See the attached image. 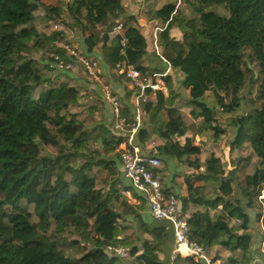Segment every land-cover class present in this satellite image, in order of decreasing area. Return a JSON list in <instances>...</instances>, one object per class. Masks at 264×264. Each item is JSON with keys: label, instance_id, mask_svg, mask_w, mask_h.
Masks as SVG:
<instances>
[{"label": "trees", "instance_id": "obj_1", "mask_svg": "<svg viewBox=\"0 0 264 264\" xmlns=\"http://www.w3.org/2000/svg\"><path fill=\"white\" fill-rule=\"evenodd\" d=\"M160 1L145 16L164 24L158 46L172 68L184 75L180 87L188 95L192 110L186 114L172 108L170 97L178 96L173 75L166 79L167 106L171 109L163 108L162 97L143 109L150 111L152 122L158 121L165 130L167 121L178 130L190 128L193 137L211 129L210 136L217 143L226 133L205 101V97H211L233 127L232 140L227 143L229 156L223 158V163L231 164L229 173L221 169V161H209L207 171L184 178L185 184L191 186L187 195L182 192L176 196L183 206L188 198L193 206L214 211L211 217L205 214L202 229L189 221L190 240L210 248L229 218L240 220L244 231L258 226L264 232V204L263 210L258 206L264 190V0H180L179 5L177 0ZM124 2L72 0L60 10H47L41 0H0V264H163L169 259L171 223L137 213L115 192L122 185L116 152L123 138L102 123L87 125L92 122L91 115H85L80 108L88 110L94 103L71 84V76L62 78L71 72L59 70L50 57L58 53L65 58L49 33V24L61 19L64 9L75 37L91 41L112 79L124 78L117 68L120 62L143 67L147 51L153 53L150 33L136 15L124 17ZM184 11L187 17L182 22L180 39L176 40L171 32ZM119 21L127 40L126 59L113 45L117 36L107 33ZM254 67L261 78L250 108L234 118L240 91L244 83L253 80ZM145 69L152 70L149 66ZM40 88L43 89L38 93ZM168 111L170 114L163 118ZM196 119L200 120L198 131L194 130ZM150 135L161 145L160 157L170 160L171 151L191 169L200 166V158L195 155L202 152L201 148H185L175 142L170 149L159 142L154 130ZM45 144L58 148L55 156L46 153ZM244 146L257 156L256 164L250 157L239 156ZM79 158L84 162L75 166ZM160 171L156 173L160 175ZM210 171L214 174L209 175ZM101 173H106L107 179L99 180ZM199 181L203 185L193 187ZM111 191V198L104 203L111 209L105 214L101 204ZM234 192L244 201L243 210H236ZM143 205L142 202L139 210ZM127 217L134 219L133 227L130 225L134 231L119 242L137 246L141 258L134 261L120 260L105 251L117 242L115 234L131 230L115 222ZM94 223L98 225L95 228L91 226ZM50 232L54 235L47 240ZM263 232L254 249L258 252L251 256L252 235L231 233L219 245L239 255V264H252L254 260H264ZM68 236L74 238L69 244L79 253L73 260L58 249ZM89 244L98 250L87 251L84 246ZM237 260L231 258L229 264ZM176 264L195 263L188 259Z\"/></svg>", "mask_w": 264, "mask_h": 264}, {"label": "built area", "instance_id": "obj_2", "mask_svg": "<svg viewBox=\"0 0 264 264\" xmlns=\"http://www.w3.org/2000/svg\"><path fill=\"white\" fill-rule=\"evenodd\" d=\"M146 0H130L138 5L139 11L144 9ZM130 2L127 0L124 7L129 9ZM180 0L177 1L179 5ZM67 12V11H66ZM164 27L159 22L154 21L151 27L152 38L156 40L157 34L162 32ZM123 24L121 21L108 30V35L117 36L118 53L122 59H126L127 40L123 35ZM49 33L53 34L54 46L64 53L62 58L58 53L51 55L59 70L75 72L80 70L89 80L101 85V100L111 107L112 124L111 133L123 138L116 152L119 165L123 171V179H126L132 191L121 186L115 192L125 201L127 206L137 213L145 214L154 221H168L172 225L173 243L169 256L170 264H176L178 260H192L195 264H223L219 258L214 257L210 248H204L197 242L190 240V216L181 211V203L176 195L165 194L162 191V179L156 172L161 168L160 151L161 145L154 139L149 138L147 142L148 153H142L136 138L143 129V117L148 114L143 106L157 102L158 97H162L163 108H166V101L169 97V85L166 79L171 75L173 68L171 64L159 54V49L154 43L156 55L163 64L162 69L146 70L145 68L129 65L127 61L117 65L124 74V78L129 82L135 92L133 106L134 116L129 120L122 109L121 102L107 84L102 82L104 72L100 61L88 58L80 51V46L76 41L71 19L67 20L63 16L49 24ZM127 116V117H126ZM160 142V140H159ZM78 160L75 161L77 163ZM195 171L202 173L206 170L200 163ZM113 192H109L104 197V202L109 200ZM187 197V196H186ZM143 199L145 210H139ZM264 190L258 199L260 205L264 204ZM260 200H263L260 202ZM143 202V204H144ZM187 198L186 204H189ZM136 206V207H135ZM263 207V206H262ZM3 208L0 207V212ZM237 226L240 220L235 219ZM95 251L98 249H94ZM106 253L119 258L120 260H130V249L125 244H110L105 249ZM264 254V251L261 250ZM252 264H264V260H254Z\"/></svg>", "mask_w": 264, "mask_h": 264}, {"label": "rangeland", "instance_id": "obj_3", "mask_svg": "<svg viewBox=\"0 0 264 264\" xmlns=\"http://www.w3.org/2000/svg\"><path fill=\"white\" fill-rule=\"evenodd\" d=\"M41 1H42L43 5L45 6V8L47 10H49V9L60 10V8L64 4H66L68 2H71L72 0H41ZM156 1L157 0H146L145 3H144L145 4L144 5V9L140 12L139 11V8H138L137 9L138 15H136V16L139 18L140 21L143 22V24L145 25V27H147V30L150 33V37H151V40H152L153 53L148 50L147 51V54L145 56V61L151 59V56H152L151 53H152L157 58V60L159 61V63L161 64L160 60L158 59V57L156 55L157 53H156V51L154 49V43H156V45H157V47L159 49V54L161 55L162 58L166 59L165 56L162 53V49L160 48V46H158V34L159 33L157 34L156 40H154L152 38V34H151L152 23L154 21H157V20H149L148 17L145 16L146 12L149 10L147 8V2H148L149 5H153L154 6L153 8H156L157 7V5L155 3ZM148 7H150V6H148ZM61 13H63V16L65 17L66 21L70 19L69 14L66 11H64V9L62 10ZM186 17H187V12L182 13L178 17L176 27L171 32V37L173 39H176V40L177 39H180L181 32L183 31L182 22H183V20H185ZM38 18H42V17L41 16H38ZM157 22H159V21H157ZM160 25L162 26V28L164 27V24H161L160 23ZM147 30H145V31H147ZM50 57H51V55H50ZM161 65H163V64H161ZM141 68H145V67L143 66ZM156 69H158V68H156ZM252 70H253V80L251 82L244 83V85L242 86V89H241L240 94H239V110L233 116L234 118L239 117L241 115H244L245 113H247L246 112L247 109L250 108V105H251L250 104V101L253 99L254 91L256 89L257 82H258L259 78H261L260 75L258 74L257 68L254 67V68H252ZM78 71H80V70H78ZM77 74L78 75H81L82 77L85 76L83 73H77V71H75V72H71V73L65 74L62 78L63 79H66L68 75L69 76L74 75V76L70 77L71 84L73 86H75V88H77L78 91L83 92L82 89H81V87H82L81 79L79 78V76H75ZM171 75H172V73H171ZM177 75L179 76V73L173 71V78L176 77ZM85 78H87V77L85 76ZM176 79H177V77H176ZM178 80L179 79H177V81ZM89 81H91V80H89ZM91 82H93V81H91ZM73 83H77V84L74 85ZM93 83L95 85H97L95 82H93ZM83 84L86 85L87 83L85 82ZM42 89L43 88H40L38 90V93L41 92ZM180 90H181V92H178L180 94V97L171 96L170 97V101H171V103H174V107L180 108L186 114H190L189 111L192 110L191 109L192 105L187 103V100L189 99V97L185 93L184 90H182V89H180ZM205 101L208 103V105L210 107L213 108V110L215 112V117L218 120V125L221 128H224V131L226 133V136L224 138H221V140L219 142L215 143L213 141V138L210 136L213 131L211 129H209V132L202 131V132L198 133V135L196 136L197 137V143L198 144H201L202 141L208 140V142L211 141V143H210L211 145H213V144H217L218 145V144L221 143V147L225 148V146H227V143L228 142L227 143H224V141L231 140V137L233 135V127H230L228 125V118H227V116H225V115H223L221 113L220 107L218 105H216L214 99H212L211 97H205ZM177 103H180V106H177ZM167 105H168V103H167ZM92 109L94 110L93 113L90 112V110H92ZM80 110L85 115H87V116H88V113L91 115V117H89V118L92 120V122L91 121H88V123H87V125L89 126L92 123H98V124L99 123H103L102 120H101V118L99 116H102L101 113H104L105 115H108L109 108L107 106H102L101 109H100V111L98 112V110H96L94 108V105H93L88 110H85V108H83V107L80 108ZM166 110H168V109H166ZM147 114H148V117L147 118L146 117H143L142 118L143 119V124L146 127L144 129V132L151 133L154 130L155 134L158 135V138H159L160 142H162V143L166 144L167 146H169L170 149L174 145L175 142H177L178 144H180L182 147H185V148L195 147L192 144V140H194L196 137H193L192 136V130L190 128H183L182 130H178L176 127H174L170 123V121H167V127H166V130H165L163 127H160L159 126L158 121L152 122V114L150 113V111ZM169 114H170L169 111H168L167 114H163V118H165ZM127 118L129 120H131L129 117H127ZM199 123H200V120L199 119H196L194 121V130L195 131H198L200 129ZM156 126H157V129H156ZM165 131H167L169 134L168 135H165ZM41 140L43 141L44 139H41ZM203 145H204L205 150H206L207 160H206V156L203 155L202 152L198 153L195 156L198 157V158H202V159L204 158V160L201 163H204L203 166L206 168L205 171H207L209 169L208 167L210 166L209 161L211 162V164H213L215 160H219L220 159V156L215 151V149H213L212 147L211 148H207L206 147V144H203ZM44 148H45L46 153L48 155H50V156H55L56 153L58 152V148H56L55 146H51L49 144H45L44 145ZM197 148H199L198 145H197ZM217 148H220V147H217ZM239 156L240 157H245V158L246 157H250L251 163L256 164L257 156L254 154V152L249 147L245 148L244 150H240L239 151ZM116 160H117L116 161V167L118 169L117 163H119V162H118V159H116ZM172 160H174V159L172 158ZM172 160H168L166 158L160 157L161 166H162V169L160 168V170H161L160 171V177L163 178L162 172H163L164 169H166L165 163H167L169 161L172 165H176V162H173ZM83 162H84V160L79 158L77 163L74 162V165L75 166H80ZM35 165H36L35 166V173L37 174V172L39 170V166H38V163H36ZM186 167H188V166H185V168ZM210 172H212V171H210ZM55 173L58 174V170L57 169L55 170ZM189 175H191V174H185L184 178L187 177V176H189ZM98 178H99V180H105V179H107L106 173L99 174L98 175ZM201 183H202L201 181H199L197 183L195 182L193 184V187L201 186ZM161 187H162V191L165 190L168 187V182H167V179L166 178H163L162 179V186ZM189 188H191V186H189ZM263 200H260V202H262ZM232 201H233V203H234V205H235V207L237 209H241V210L244 209V201L241 200L238 197V195H237L236 192H234V197L232 198ZM104 203L105 202H103L101 204V207H102L103 213L106 214V213H108L110 211L111 205L110 206H105ZM237 206H239V207H237ZM258 206H260V208L263 210V207L260 205L259 201H258ZM116 210L118 211L119 209L116 208ZM199 211H200L201 215L204 216L205 211L203 210V208L199 209ZM209 213H212L210 216L213 215V212H209ZM230 219L231 218L228 219V222H227V224L225 226V230L222 231L219 236H221V238H224L226 240L227 239L226 236L228 235L229 231H232L233 233H237L239 235H243V234L250 235V236L252 235V245H251L252 246V251L250 253H248V255L251 256L252 254H257L258 251H255L254 249L256 248L257 241H258V239L260 237V232H263V231H260V229H259L258 226H253V231H250V230L249 231H244L243 229L240 228V226L238 227L235 224V222L234 221L232 222V220H230ZM120 221H121L120 219H116L115 220V222L122 223V224H126V225H129V226L131 224H134V222H135L133 218H127L126 219V222H120ZM30 222L32 224V221H30ZM200 223L204 227V225H205V218L203 219V217H200ZM91 226L95 228L98 225H96L94 223ZM203 227H201L200 229H202ZM133 231H134V229L132 230V232ZM262 234H263V237H264V232ZM53 235H54V233L53 232H50L49 235L46 236L47 237L46 239L48 240ZM115 235L116 236L117 235L120 236V237H118V236L117 237L118 238H122V239L127 236V234L125 232H118V234H115ZM122 239H120V240H122ZM66 240H67V242L63 246H60L59 245L58 246V249L61 250L69 259H72L73 260L74 258H76L77 256H79V253L77 252V249L73 248V246H71L69 244V242H73L74 238L71 237V236H68V237H66ZM121 244H123V243H121ZM125 245H127L129 247V249H130V260L134 261V260H137V259H140L141 258V253L139 251H137V248H136L137 246H132V245L126 244V243H125ZM215 246L218 247L220 250H223V248L219 245V243H215ZM84 247L86 248L87 251H90L92 249H97L98 248V247H96L94 245H91V244L86 245Z\"/></svg>", "mask_w": 264, "mask_h": 264}, {"label": "crops", "instance_id": "obj_4", "mask_svg": "<svg viewBox=\"0 0 264 264\" xmlns=\"http://www.w3.org/2000/svg\"><path fill=\"white\" fill-rule=\"evenodd\" d=\"M127 2H130V0H127ZM155 3H156L157 6H159V3H161V1L157 0ZM148 6H150V7H148ZM153 7H154L153 5H149L148 2H147V8L149 9L148 11L153 9ZM138 8L139 7H138V5L136 3L130 2V7H129L128 11H127V14L124 15V17H128L129 15H138V11H137ZM185 12L186 11H184L183 13H185ZM76 41L79 44L80 51H81V53L83 55H85L88 58H93V59H96V60L101 62L102 68H103V72H104V77L102 79V82L107 84L108 86H110V88L114 92L115 96H117L119 98V100L121 102V105H122L123 111L125 113L126 112L128 113V115H127V113H126V115L130 119L133 118L134 112H135V109H134V106H133L135 92L131 88L130 84L126 80H124V78H121L120 76H117L115 79L111 78L109 68L104 64L101 55L96 53L92 49L93 45L91 44V41L86 42V41L83 40L82 37H76ZM113 45L115 47L117 46V49H118L117 40H115V42H113ZM151 55H152L151 59H149L147 61H144L146 63H144L143 66H145V67L149 66L152 69H154V68H158V69L164 68V66L159 63L157 58L152 53H151ZM173 71L179 73V76L178 75L176 76L177 79H179L178 81H177L176 77L173 78L174 90L178 93V92H181L180 83L183 80L184 75L181 74L177 70L173 69ZM173 71H172V75H173ZM77 73H82V72L81 71H77ZM72 76H74V75H72ZM75 76H79V78L81 79V82H82L81 89H82V91L85 94H87L89 100L94 103V108L96 110H98V112L100 111L102 106H107L109 108L108 115H105L104 113H101L102 116H99V117L101 118V120L103 122L102 124L104 126L108 127L109 130H110L111 124H112V110H111V107L109 106V104H107V103H105V102H103L101 100V96H100L101 95V85H95L93 82H90L87 78H85L84 75H83L84 77H82L81 75H78V74L75 75ZM84 81L87 83L86 85L83 84V83H85ZM73 84L76 85L77 83H73ZM129 92H130V97L128 98V93ZM177 97H180L179 93H178ZM167 101H168V99H167ZM167 101H166V109L167 108L171 109V108H169L167 106ZM177 106H180V103H177ZM172 108H175V109L183 112L180 108L174 107V103H173V107ZM93 111H94L93 109L90 110L91 113H93ZM145 128L146 127L143 125V129L139 132V136L136 138V141H135L136 145H138L140 147L142 153H148V151H147V142H148L149 138L151 137V135H150L151 133L144 132ZM231 140H232V137H231ZM231 140H229V141H231ZM229 141H224V143H227ZM210 143H211V141L208 142V140H206V141H202L201 144H198L197 143V137L194 140H192V144L195 147H197V145H198V147L201 148L203 155H205V156H206V150H205V147H204L203 144H206L207 148H211L212 147L213 149H215V151L219 154L220 159L219 160H215L214 162L221 161L223 163L224 156H227L226 159L229 156V148H228V146H225V148H223V147H221V143L216 145V146H212ZM162 144H164V143H162ZM164 145L167 146L166 144H164ZM167 147H169V146H167ZM217 147H220V148H217ZM247 147H249V146H244L242 148V150H244ZM168 156L171 158L170 160H172V158L175 160V161L174 160H172V161L176 162V165H172L169 161L167 163H165L166 169H164V173H162V174H163V178L167 179L168 187L165 190H163V191H164L165 194H174L177 197H179L182 192L186 193V195H187V191H188L189 185L185 184L184 176H185V174H193L196 171L191 169V167L188 166L187 163H180L178 154H174L173 152L170 151V152H168ZM234 158H235V155L233 154L232 155V159H234ZM243 158H245V157H243ZM203 160H204V158L203 159L200 158V163ZM206 160H207V156H206ZM228 165H231V164H228ZM228 165H227L226 162L223 163V165H222V167H223L222 169L225 170V174L229 173V166ZM117 166H118L119 178H120V182L122 183V186L124 188H127L128 190L132 191L133 189L129 186L128 181L126 179L122 178L123 177V171H122V168L119 165V163H117ZM185 166H188V167L185 168ZM161 169H162V166H161ZM216 173H217V175H221L222 174V172H216ZM213 174L214 173H212V172L209 173V175H213ZM221 177L222 176H219V178H221ZM163 178L161 177V179H163ZM201 185H203V183H201ZM139 200H140L139 202H144L143 199H139ZM143 206H144V208L142 210H145V202H144ZM180 207H181V211L182 212H186L190 216L191 224L193 223L198 228L203 227V225L200 223V217H203V219H204L205 214H206L207 217H211L210 215L212 213H209V212H213L214 213L213 210L209 209L208 212L205 211L204 216H202L200 211H199V209H201V208L193 206L191 203L186 204V202H185L184 206L181 204ZM237 207H239V206H237ZM117 209H118V207H117ZM236 210H238V209H236ZM127 218H131V217H127ZM127 218H124L120 222H126ZM230 220H232V222L233 221L235 222V219H230ZM131 233H132V227H131L130 231L126 232V234L130 235ZM231 233H233V232L229 231V233H228V235L226 237L228 238ZM235 234H237V233H235ZM117 236H116V241L117 242H115V243H120L119 240L122 239V238H118L120 236H118V237ZM223 241H225V239L221 238V236H218V238L212 243V245L210 247V250L213 253L214 257L219 258L222 261V263H225V264H229V260L231 258H233L235 260L238 259L237 260L238 263L236 262V263H232V264H239V262L241 261V257L239 255H237L236 253H234V254L230 253L226 248L222 247L223 250H220L218 247L215 246V243H220V242H223ZM123 244H125V243H123ZM163 264H170L169 259L166 260Z\"/></svg>", "mask_w": 264, "mask_h": 264}, {"label": "bare ground", "instance_id": "obj_5", "mask_svg": "<svg viewBox=\"0 0 264 264\" xmlns=\"http://www.w3.org/2000/svg\"><path fill=\"white\" fill-rule=\"evenodd\" d=\"M131 226L133 227V224H131Z\"/></svg>", "mask_w": 264, "mask_h": 264}]
</instances>
